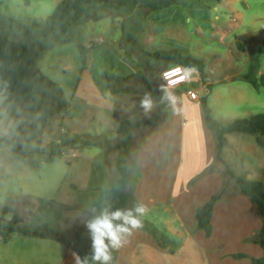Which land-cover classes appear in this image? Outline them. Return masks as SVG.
Returning <instances> with one entry per match:
<instances>
[{"label":"rangeland","instance_id":"1","mask_svg":"<svg viewBox=\"0 0 264 264\" xmlns=\"http://www.w3.org/2000/svg\"><path fill=\"white\" fill-rule=\"evenodd\" d=\"M59 1L0 0V28L11 39H24L33 30L36 46L45 48L36 61V67L60 85L68 101L69 114H56L47 121L42 147L50 149L54 144H63L65 138L91 139L95 144L74 148L65 146L63 155L53 161H47L44 154H31L25 161H19L0 142V222L10 219L16 211L24 220L21 225L23 229L59 225L63 234L73 238L76 229L84 226L82 220L89 217L84 211L90 212L92 206L99 210L111 205L108 188L110 177L115 174L118 122L123 118L138 121L149 116H145L139 106L143 94H109L102 68L118 75L132 70L146 71L142 61L147 58V53L180 48L205 62L206 82L200 79L170 91L180 94L187 88L199 89V99L206 97L210 116L218 125L263 112L264 88H254L241 76L248 71L252 57L257 58V72L260 70V73H264V0H182L154 10H112L99 19L76 25L73 29L74 39L68 42L64 41L61 33L43 35L41 32V22L52 13ZM98 38L101 40L99 46L92 57L89 55L91 66L87 72L83 71L78 44L89 46ZM252 40L257 46L253 45ZM79 73L81 78L78 82ZM258 75L255 74L256 77ZM207 83L211 84L209 94H206ZM184 96L182 94L183 100ZM176 98L174 107L168 104L167 117L161 127L152 128L153 131L147 136L158 137L162 129H172L175 136L179 133V151L183 146L181 120L186 119V131L190 134L194 132L191 136H197L206 123L200 101L202 120L191 118L188 108L183 107L180 98ZM14 125V120L0 104V135L7 133ZM65 129L69 130V134L65 133ZM206 129L214 137L207 126ZM146 133V129L136 131L135 141L142 142ZM230 135V140L234 139L236 144L232 143L233 149L228 146L223 150L228 168L247 179L264 183V148L256 144L252 134ZM115 137L117 140H112ZM169 139L167 136L165 146ZM190 142L192 140L185 141L186 152ZM73 149H77V154L74 155ZM102 152L105 157L100 156ZM190 169L185 170L189 173ZM221 171L227 181L222 185L224 193L219 195L217 203L228 204L234 198H229L231 191L238 187L234 178L225 172L224 165L215 160V149L207 164L189 177L188 186L194 185L205 175ZM139 175V170L137 175H132L134 190L138 186ZM166 175L170 176V180L162 192L171 190L176 179H173V170ZM71 184H75L76 189H72ZM221 190L213 192L205 202ZM237 191L246 196L239 189ZM36 198L53 199L67 205L77 204L80 210L55 206L45 216L34 218L28 214V206L33 204L32 210L38 209L41 205ZM235 204L225 215H220V228L214 236L218 240L222 237L227 242V248L245 253L246 243L250 241L243 238L248 207L246 204ZM5 206L10 207V212H3ZM49 206L43 205L45 208ZM225 219L230 224L222 226ZM153 224L161 232L167 233L161 222ZM142 230L154 238L150 232ZM90 252L91 249L87 254ZM72 253L55 239L30 237L21 232L0 234V264H74ZM231 254L227 257L231 258ZM213 264L230 263L213 259ZM232 264L238 263L235 261Z\"/></svg>","mask_w":264,"mask_h":264},{"label":"trees","instance_id":"2","mask_svg":"<svg viewBox=\"0 0 264 264\" xmlns=\"http://www.w3.org/2000/svg\"><path fill=\"white\" fill-rule=\"evenodd\" d=\"M178 1L182 0H60L52 13L41 22V32L43 35L61 33L64 35V41L68 42L74 39L73 29L76 25L90 19H99L112 10L141 8L154 10L167 7ZM37 24L39 22L35 23L36 26ZM93 46H97V44L95 42L89 46L78 44L82 69L86 68L88 64L89 53ZM44 51L45 48L36 46L33 30H30L24 39H11L0 28V104L5 113L15 122V125L7 133L0 135V142L6 145L19 161H25L31 154H44L47 161H53L63 155L65 146L74 148L95 144L91 139L65 138L63 144H54L50 149L42 147L41 141L47 121L56 114L70 113L68 101L60 85L36 67V61ZM171 64H180L186 69L195 66L200 79L206 82L205 62L192 57L180 48L159 49L147 53V58L142 61V66L146 67V71L137 70L128 75H118L107 70L104 73L111 96L118 93L144 95L145 92H150L157 102L154 112L148 117L138 121L123 118L117 125L116 133L119 138L115 145V174L111 178L108 188V196L113 209L129 208L137 203L132 187V173L135 154L141 142L135 141V132L146 129L147 136L160 127L167 117L168 103L160 102L163 92L161 91L162 84L159 81V73L166 65ZM35 67L37 69L32 73L31 69ZM257 69V58L252 57L248 71L241 78L254 88H264V73L256 77ZM210 92L211 84L207 83L206 94ZM199 101L206 126L214 136L215 160L224 165L225 172L234 178L239 191L250 199L261 217L260 230L248 240L258 244L264 251V183L234 173L228 168L223 158V150L227 146L226 134L229 133L252 134L255 136L257 145L264 146V111L250 117L234 119L224 125H218L210 116L206 97H200ZM152 128L154 129L151 130ZM65 133L69 134V130L65 129ZM71 187L75 189L72 184ZM224 189L222 188L220 193L212 195L207 202L195 210L194 230H202L207 237L212 233L210 219L213 207ZM36 200L41 205L38 209L32 210L33 204L28 206V214L34 218L45 216L55 206L65 210H80L77 204L67 205L53 199L36 198ZM43 205L50 206L45 208ZM3 212H10V207L5 206ZM84 213L92 215L87 210ZM23 221L18 212L14 211L10 219H3L0 222V234L3 236L21 232L30 237L55 239L67 249L78 252L81 257L88 255L87 253L91 249V239L85 225L78 227L73 238H69L62 233L59 225L32 230L21 228ZM143 223V229L154 236L158 246L166 248L170 253L175 251L174 241L168 233L161 232L147 219L143 218ZM231 256L235 259L250 258L252 264H264V255L252 257L248 253L236 252Z\"/></svg>","mask_w":264,"mask_h":264},{"label":"crops","instance_id":"3","mask_svg":"<svg viewBox=\"0 0 264 264\" xmlns=\"http://www.w3.org/2000/svg\"><path fill=\"white\" fill-rule=\"evenodd\" d=\"M100 42L96 43L97 46L91 48L89 53L91 57ZM253 45L257 46V44L254 43ZM90 66L91 59L89 57L86 68L82 70L87 72ZM106 70V68H102L103 74ZM135 71L137 70H132L131 72L122 73L120 75H128ZM256 74L260 75L262 73L258 70ZM171 92L178 97V100L179 98L181 99L183 107L188 108L190 115H192L191 118L202 120V114L199 109V98L197 100H190L186 97L187 95L184 92L180 94L173 91ZM182 94L185 95L184 100L182 99ZM181 125L183 126V131L181 133L183 146L179 151L177 150L179 133L177 134L178 137H176L177 135L175 136V133L171 132L172 129H162L158 137L155 135L146 136L137 148L132 173V175L134 174L135 176L138 170L140 171L138 186L134 190V197L136 202L143 203L148 208V212L144 216V219L152 223L161 222L162 225L165 226L164 230L166 229L165 231L174 239L173 241H175V251L170 253L166 248L158 246L150 234L140 229L134 231L132 236L127 239L124 246L114 252L113 263L213 264V259H216L219 262L228 261L230 264L235 261L238 264H252L250 259H234L232 257H227L231 253H236V251L230 247L227 248V242H225L222 237L218 240L214 236L216 231L220 228V215H225L228 210L234 207L233 205L235 203L246 204V207H248V209H246L248 217L245 218L244 222L246 233L243 238L245 241L256 235L260 230L262 220L257 215L258 213L255 208L250 205L247 197L238 193V189L231 191L229 198L233 196L234 198L228 204L220 202L213 207L210 219V222H212V233L210 236H205L202 230H194L196 208L202 205L213 192H219L220 189L223 188L222 185L224 186L227 181V177L222 171L220 173L212 172V175H205V177L195 182L194 185L188 186L189 177L196 171L202 169L209 159L213 157L214 137L208 133L204 124L200 128L197 136H191V134L194 135L193 131H191V134L186 131V119L181 120L180 126ZM167 136H169L170 139L168 145L165 146ZM226 137L227 146L225 148L229 146L233 149L232 143L234 142L236 144V141L234 139L230 140V133L226 134ZM112 140H117V138H112ZM190 140H192V142L188 145V152H186L185 141L189 142ZM41 145L43 146L42 143ZM261 148H264V146ZM73 150L75 151L74 155L77 154V149ZM192 151L193 154L191 153ZM100 156L105 157L104 152H102ZM186 168H191V172L189 171V173H187L185 170ZM169 170L174 171L173 179L175 177L176 179H174L171 185V190L162 192L164 186L169 184L170 176L166 175ZM178 176L180 183L178 182ZM235 206H237V204H235ZM223 224L229 225L230 223H227L225 219V221L222 222V226ZM246 244L247 248H244L245 253H248L252 257H262L264 255V251L258 244L252 241H248Z\"/></svg>","mask_w":264,"mask_h":264},{"label":"clouds","instance_id":"4","mask_svg":"<svg viewBox=\"0 0 264 264\" xmlns=\"http://www.w3.org/2000/svg\"><path fill=\"white\" fill-rule=\"evenodd\" d=\"M186 72L187 76H181L179 80L168 79V85L176 84L198 74V69L190 66ZM161 91L163 95L160 97V102H167L174 107L176 97L169 87L162 85ZM139 106L145 116H148L157 106V102L150 92H145L139 101ZM90 212L92 215L83 219L82 223L87 228L91 239V252L83 257L78 252H73L74 264H113V253L124 246L134 231L143 228V218L148 208L145 204L137 202L129 208L113 209L109 205L97 210L92 206Z\"/></svg>","mask_w":264,"mask_h":264},{"label":"built area","instance_id":"5","mask_svg":"<svg viewBox=\"0 0 264 264\" xmlns=\"http://www.w3.org/2000/svg\"><path fill=\"white\" fill-rule=\"evenodd\" d=\"M95 43L100 42V38L96 39L94 41ZM181 76H187L186 68L183 65L180 64H171L166 65L159 73V81L162 85L169 87V89H176L179 88L185 84L191 83V82H198L200 80L199 75L196 74L190 78H186L176 84L168 85V79L171 80H179V77ZM199 89H193V88H187L184 90V93L187 95V97L190 100H197L199 98L198 96ZM73 151V150H72Z\"/></svg>","mask_w":264,"mask_h":264},{"label":"water","instance_id":"6","mask_svg":"<svg viewBox=\"0 0 264 264\" xmlns=\"http://www.w3.org/2000/svg\"><path fill=\"white\" fill-rule=\"evenodd\" d=\"M37 68L35 67V68H33V69H31V72L33 73L35 70H36Z\"/></svg>","mask_w":264,"mask_h":264}]
</instances>
